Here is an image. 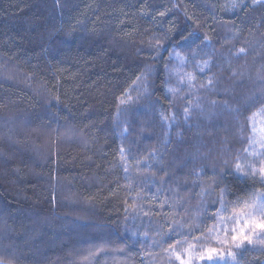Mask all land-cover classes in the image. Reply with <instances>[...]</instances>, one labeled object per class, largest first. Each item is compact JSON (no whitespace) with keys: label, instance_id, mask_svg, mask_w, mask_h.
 <instances>
[{"label":"trees","instance_id":"1","mask_svg":"<svg viewBox=\"0 0 264 264\" xmlns=\"http://www.w3.org/2000/svg\"><path fill=\"white\" fill-rule=\"evenodd\" d=\"M259 112L264 0H0V264H179L264 203Z\"/></svg>","mask_w":264,"mask_h":264},{"label":"snow or ice","instance_id":"2","mask_svg":"<svg viewBox=\"0 0 264 264\" xmlns=\"http://www.w3.org/2000/svg\"><path fill=\"white\" fill-rule=\"evenodd\" d=\"M253 133L256 132L255 127H252ZM262 135L260 136L259 141L250 140V144L259 143L262 148H264V129H261ZM247 151V149H246ZM264 157V153L260 154ZM251 170V171H249ZM235 172L242 175H252L255 177L259 173L260 182L264 184V162L261 163V166L257 169L251 163H240L238 162L235 166ZM226 193V189L222 190L221 195L223 196ZM240 204V201L237 200L233 203L234 209L236 205ZM222 211H226L225 202L221 200V208L217 210L216 216L220 218L219 223L215 226L217 232H223V236H216L214 239L218 244L229 245L236 249H242L245 242L248 244L253 243V236L259 234H264V203L252 202L250 205L245 204L243 207L237 209L234 214L230 217L224 218L220 216ZM229 223L231 226L229 227ZM173 247V246H170ZM195 245L189 244L186 249H183L184 256H187V259H184L180 253L173 252V255L180 264H191L193 259ZM236 254L228 250L224 251L223 248L216 247H207L199 252L197 258L206 264H226L227 258L235 259Z\"/></svg>","mask_w":264,"mask_h":264},{"label":"rangeland","instance_id":"3","mask_svg":"<svg viewBox=\"0 0 264 264\" xmlns=\"http://www.w3.org/2000/svg\"><path fill=\"white\" fill-rule=\"evenodd\" d=\"M228 31L229 30H226V32H228ZM180 60H181V58L179 56L176 57L175 58V63L172 66H169V69H168L169 76H171V78H174L177 81H178L177 74L181 72V71H179L180 68H181L180 67V65H181V61ZM174 86L175 87L180 86V81L178 83L174 84ZM174 86L172 87V90H173ZM23 124L27 125L28 122L24 121ZM253 125H254V127L256 129V132L255 133L252 132V135H251V138L249 139V141L250 140L259 141L260 136L262 135L261 129H264V113H260L259 112L255 116V120H253ZM63 138H64V141L67 142V141H70L72 138H76V134L74 136V134H71L70 132L65 131L64 134H63ZM249 152H250V155H253V157L257 158V160H258V159L261 158L260 154L264 153V148H262L259 143L249 144ZM261 163H262V160H261ZM213 231H214L215 235L213 236V242H212L211 245L207 244L205 246H201L199 244V245L195 246V248H194L195 255H194L193 259L191 260V264H206V262H202L201 260H199L197 258L199 252L202 251L204 248H207V247L223 248L225 252H227L228 250H231L233 248L231 246V244H229L227 246L218 244L214 238L216 236H221L222 237L223 236V232H217L216 228H214ZM253 237H255V236H253ZM183 258L187 259V256H183ZM227 259H229V258H227ZM179 264H180V262H179Z\"/></svg>","mask_w":264,"mask_h":264}]
</instances>
